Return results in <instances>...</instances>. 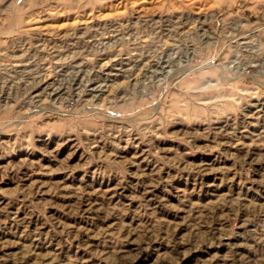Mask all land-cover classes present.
<instances>
[{
	"label": "rangeland",
	"instance_id": "1",
	"mask_svg": "<svg viewBox=\"0 0 264 264\" xmlns=\"http://www.w3.org/2000/svg\"><path fill=\"white\" fill-rule=\"evenodd\" d=\"M0 257L264 264V0H0Z\"/></svg>",
	"mask_w": 264,
	"mask_h": 264
},
{
	"label": "bare ground",
	"instance_id": "2",
	"mask_svg": "<svg viewBox=\"0 0 264 264\" xmlns=\"http://www.w3.org/2000/svg\"><path fill=\"white\" fill-rule=\"evenodd\" d=\"M156 19H157V18H156ZM242 23H243V22H242ZM201 32H202V31H201ZM227 38H228V37H227ZM102 41H104V40H102ZM242 41H243V40H242ZM192 47H193V46H192ZM173 55H174V54H173ZM172 58H173V57H172ZM172 58H171V59H172ZM176 63H179V62H176ZM244 67H245V66H244ZM186 69H187V68H186ZM186 69H185V70H186ZM241 72H242V71H241ZM262 105H263V104H262ZM256 107H257V111L260 110L259 107H261V104L258 103V104L256 105ZM254 130H255V129H254ZM224 152H225V151H224ZM228 154H229V153H228ZM252 161H253V160H252ZM183 165H184V164H183ZM198 165H199V164H198ZM198 165H197V166H198ZM207 172H208V170H207ZM203 173H205V172H203ZM192 185H193V184H192ZM257 214H258V213H257ZM196 216H197V215H196ZM19 219H23V218L21 217V218H18V220H19ZM15 220H16V219H15ZM22 221H23V220H22ZM34 222H35V221H34ZM218 229H219V228H218ZM145 233H146V232H145ZM218 236H219V235H218ZM220 236H221V235H220ZM1 238H2V237H1ZM194 238H195V237H194ZM126 239H127V238H126ZM212 241H213V240H212ZM224 242H225V241H224ZM139 244H140V243H139ZM192 244H193V243H192ZM199 244H200V243H199ZM37 246H38V245H37ZM147 247H148V246H147ZM34 253H35V252H34ZM41 253H42V252H41ZM0 258H1V257H0ZM120 258H121V257H120ZM134 260H135V258H134ZM17 261H18V260H17ZM249 264H250V263H249Z\"/></svg>",
	"mask_w": 264,
	"mask_h": 264
}]
</instances>
